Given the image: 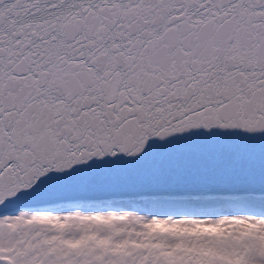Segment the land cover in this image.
Segmentation results:
<instances>
[{"label":"snow or ice","instance_id":"6c2138e0","mask_svg":"<svg viewBox=\"0 0 264 264\" xmlns=\"http://www.w3.org/2000/svg\"><path fill=\"white\" fill-rule=\"evenodd\" d=\"M0 264H264V0H0Z\"/></svg>","mask_w":264,"mask_h":264}]
</instances>
